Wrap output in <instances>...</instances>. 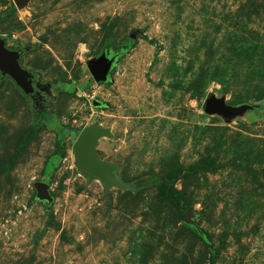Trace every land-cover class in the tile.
I'll use <instances>...</instances> for the list:
<instances>
[{"label": "rangeland", "instance_id": "1", "mask_svg": "<svg viewBox=\"0 0 264 264\" xmlns=\"http://www.w3.org/2000/svg\"><path fill=\"white\" fill-rule=\"evenodd\" d=\"M0 37L34 75L0 76V264H264V0H0ZM92 125L125 189L79 169Z\"/></svg>", "mask_w": 264, "mask_h": 264}, {"label": "water", "instance_id": "2", "mask_svg": "<svg viewBox=\"0 0 264 264\" xmlns=\"http://www.w3.org/2000/svg\"><path fill=\"white\" fill-rule=\"evenodd\" d=\"M18 4L21 6V3ZM22 54L23 51L9 49L6 40L0 37V76L11 77L26 94H30L34 92V75L22 67L20 63ZM116 60L117 55L103 52L99 57L88 62L89 71L97 83L108 81ZM94 104L97 105L96 102ZM246 109L247 106H230L215 95L210 96L205 102L206 113H216L225 117H236ZM103 137L110 138L112 133L110 129L101 125L89 126L81 132L73 148L77 165L89 181L98 178L107 189L112 187L125 189L126 184L118 177V165L100 159L96 153L99 140ZM36 189L37 199L52 202L49 186L46 183H37Z\"/></svg>", "mask_w": 264, "mask_h": 264}, {"label": "trees", "instance_id": "3", "mask_svg": "<svg viewBox=\"0 0 264 264\" xmlns=\"http://www.w3.org/2000/svg\"><path fill=\"white\" fill-rule=\"evenodd\" d=\"M124 52V51H123ZM114 55H116V54H114ZM117 56H118V54H117Z\"/></svg>", "mask_w": 264, "mask_h": 264}, {"label": "bare ground", "instance_id": "4", "mask_svg": "<svg viewBox=\"0 0 264 264\" xmlns=\"http://www.w3.org/2000/svg\"><path fill=\"white\" fill-rule=\"evenodd\" d=\"M98 179V178H97ZM98 180H100V179H98ZM101 181V180H100Z\"/></svg>", "mask_w": 264, "mask_h": 264}]
</instances>
